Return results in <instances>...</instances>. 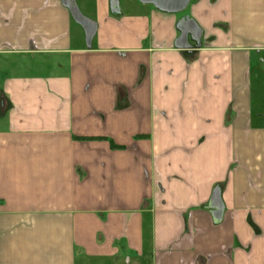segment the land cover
<instances>
[{
	"label": "crops",
	"instance_id": "obj_1",
	"mask_svg": "<svg viewBox=\"0 0 264 264\" xmlns=\"http://www.w3.org/2000/svg\"><path fill=\"white\" fill-rule=\"evenodd\" d=\"M123 1L0 0V264H264V0Z\"/></svg>",
	"mask_w": 264,
	"mask_h": 264
},
{
	"label": "water",
	"instance_id": "obj_2",
	"mask_svg": "<svg viewBox=\"0 0 264 264\" xmlns=\"http://www.w3.org/2000/svg\"><path fill=\"white\" fill-rule=\"evenodd\" d=\"M141 3L151 4L155 8L168 13L180 12L184 10L189 0H138ZM63 4L69 9L72 18L76 23L81 25L85 33L86 43L88 44L95 32V22L81 13L75 0H62ZM112 8H115L113 2ZM179 28V36L176 40L177 48H190L191 44L187 41L188 35L197 44L202 36V30L194 19L189 16L181 17L177 24ZM207 208L210 210L213 221L218 223L223 216L224 205L221 200V190L218 186L214 187Z\"/></svg>",
	"mask_w": 264,
	"mask_h": 264
},
{
	"label": "rangeland",
	"instance_id": "obj_3",
	"mask_svg": "<svg viewBox=\"0 0 264 264\" xmlns=\"http://www.w3.org/2000/svg\"><path fill=\"white\" fill-rule=\"evenodd\" d=\"M120 1V6L122 7L124 5V1L123 0H119ZM180 13H189V8L186 7L184 10H182Z\"/></svg>",
	"mask_w": 264,
	"mask_h": 264
}]
</instances>
